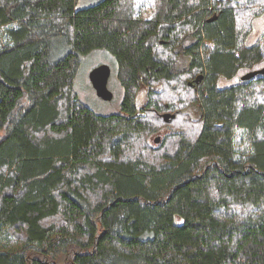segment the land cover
Listing matches in <instances>:
<instances>
[{
	"label": "trees",
	"instance_id": "obj_1",
	"mask_svg": "<svg viewBox=\"0 0 264 264\" xmlns=\"http://www.w3.org/2000/svg\"><path fill=\"white\" fill-rule=\"evenodd\" d=\"M78 1L0 0V264H264V0Z\"/></svg>",
	"mask_w": 264,
	"mask_h": 264
},
{
	"label": "rangeland",
	"instance_id": "obj_2",
	"mask_svg": "<svg viewBox=\"0 0 264 264\" xmlns=\"http://www.w3.org/2000/svg\"><path fill=\"white\" fill-rule=\"evenodd\" d=\"M100 1L101 0H79L77 8L85 9L100 3ZM263 32L264 23H257L255 25L254 35L257 33L258 35H261L263 34ZM101 65H108L111 67L112 74L109 80L108 87L114 95L112 101L101 99L97 95L96 90L94 89L90 80V74L92 70ZM75 90L80 100L97 114L108 116L122 113L125 90L118 79L116 64L114 63L112 57L107 54L95 52L90 56L83 58L77 77L75 79ZM144 100V98H141L139 100V105H143L145 103Z\"/></svg>",
	"mask_w": 264,
	"mask_h": 264
},
{
	"label": "water",
	"instance_id": "obj_3",
	"mask_svg": "<svg viewBox=\"0 0 264 264\" xmlns=\"http://www.w3.org/2000/svg\"><path fill=\"white\" fill-rule=\"evenodd\" d=\"M111 73H112V71H111L110 66L101 65V66L96 67L94 70H92V72L90 74V80H91V83H92L94 89L96 90L97 95L101 99L106 100V101H111V100H113V97H114L112 91L108 87L109 79L111 77ZM258 75L264 76V68L248 73L247 75H245L243 77V80H249V79L254 78ZM141 98H144L142 92L139 95L138 100H140ZM177 114L178 113H175V114L167 113V114L163 115V117H164V120L168 123V122H170L171 119H175L177 117ZM160 140H161V138H157V143H159Z\"/></svg>",
	"mask_w": 264,
	"mask_h": 264
},
{
	"label": "flooded vegetation",
	"instance_id": "obj_4",
	"mask_svg": "<svg viewBox=\"0 0 264 264\" xmlns=\"http://www.w3.org/2000/svg\"><path fill=\"white\" fill-rule=\"evenodd\" d=\"M111 74H112V73H111ZM110 78H111V77H110ZM201 78H202V77H201ZM199 79H200V77H199ZM109 80H110V79H109ZM108 86H109V84H108ZM111 101H112V100H111ZM155 138H156V137H155ZM155 138H154V139H155ZM155 143H156V145L159 144V143H157V140L155 141Z\"/></svg>",
	"mask_w": 264,
	"mask_h": 264
}]
</instances>
